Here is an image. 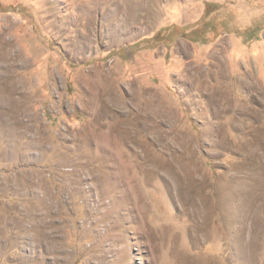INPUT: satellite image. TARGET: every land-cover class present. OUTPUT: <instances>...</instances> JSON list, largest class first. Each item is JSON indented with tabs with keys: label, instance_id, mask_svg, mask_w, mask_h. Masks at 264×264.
Here are the masks:
<instances>
[{
	"label": "rangeland",
	"instance_id": "obj_1",
	"mask_svg": "<svg viewBox=\"0 0 264 264\" xmlns=\"http://www.w3.org/2000/svg\"><path fill=\"white\" fill-rule=\"evenodd\" d=\"M0 264H264V0H0Z\"/></svg>",
	"mask_w": 264,
	"mask_h": 264
}]
</instances>
